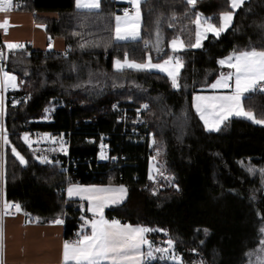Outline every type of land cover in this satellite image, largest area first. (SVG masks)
I'll return each instance as SVG.
<instances>
[{
  "label": "trees",
  "instance_id": "1",
  "mask_svg": "<svg viewBox=\"0 0 264 264\" xmlns=\"http://www.w3.org/2000/svg\"><path fill=\"white\" fill-rule=\"evenodd\" d=\"M25 2L24 8L14 11L32 13L35 22L45 26L49 44L63 39L71 51L67 56L52 51L32 50L29 55L9 51L6 56L3 68L23 82L19 91L7 94L5 103L4 123L11 143L3 146L0 191L3 188L6 200L19 203L30 223L48 224L56 218L63 219L64 238L72 242L81 231L82 217L92 215L85 202L67 200L61 189L69 183L123 185L128 191L127 201L106 210V219L167 229L170 236L177 238L176 249L187 264L200 260L204 264H257V240L264 239L258 235L264 227V178L259 172L264 168V126L233 118L225 121L219 131L208 132L194 110L193 98L209 91L208 85L221 72L228 71L218 64L219 59L249 45L264 46V0H248L235 12L233 25L226 32L219 37L208 34L201 48L180 53L185 67L181 70L179 91L160 73L129 70L116 79L120 74L115 73L113 61L123 58L124 53L130 59H141L143 41L154 38L149 34L154 31L152 21L156 14L175 11L180 17L177 28L186 29L182 36L189 43L190 37L194 42L195 32L190 18L199 12L218 23L219 14L231 10L230 0H197L194 9L185 0H148L141 5L142 39L131 42L114 41L104 30L114 26V15L121 14L125 6L102 0L99 17L90 19L89 27L84 29L95 34L87 36L89 40L103 36L101 46L84 51L77 46L78 38L71 35L82 30L78 27L80 10L75 7V0ZM163 32L167 51L168 40L176 30L165 26ZM0 47L6 50L1 38ZM153 57L155 61L154 51ZM73 62L86 64L107 76H100L102 83L96 88H71L76 82V74L69 71ZM114 81L123 86L113 87ZM13 101L20 103L13 105ZM116 102L132 107L150 105L142 120L155 134V148L161 149L157 161L165 176L174 177L172 184L160 177L155 183L149 180L154 155L148 142L137 143L122 135L112 112ZM245 107L258 118L264 116V94L252 95ZM25 132L72 134L71 155L77 165L71 168L69 183L59 165H46L35 159L24 143ZM101 135L109 136L112 155L126 157L124 167L96 166ZM88 139L92 141L87 143ZM13 146L28 160L27 165H21L12 154ZM249 164L256 167L255 174L246 171ZM148 238L157 243L165 239L155 232ZM249 251L256 255L247 257Z\"/></svg>",
  "mask_w": 264,
  "mask_h": 264
},
{
  "label": "snow or ice",
  "instance_id": "2",
  "mask_svg": "<svg viewBox=\"0 0 264 264\" xmlns=\"http://www.w3.org/2000/svg\"><path fill=\"white\" fill-rule=\"evenodd\" d=\"M131 6L123 9L122 15H114V26L110 29H104L114 38V41H136L142 39L141 28L143 23L142 4H146L148 0H127ZM246 0H230L231 10L223 11L219 14L218 23H213L211 17H205L202 13L196 12L194 19L190 18V22L195 25L194 42H185L182 32L184 28H177V21L180 17L175 11L168 14L160 12L156 14L152 21L153 39L143 41L141 59H130L127 53L123 58L116 57L113 61V68L116 74H120L116 79H120L123 74L129 70L135 72L151 73L154 70L166 74L171 81V87L177 91L182 88L181 70L185 67L181 52L188 48H201L202 41L207 38L208 33H213L219 37L221 33L228 30L233 25L235 10L240 9ZM186 5L195 8L197 0H185ZM14 7V0H0V13H8ZM75 7L80 10L77 20L80 21L78 27L81 31H74L71 35L78 38V47L81 51L89 47L101 46L103 36L99 39L89 40L86 37L95 35L86 32L84 29L89 27L88 21L93 17H99L102 10V0H75ZM152 9L149 10L151 16ZM187 17V12L184 13ZM176 30V34L172 36L167 43V51L165 50L164 27ZM10 27V19L0 22V29L7 33ZM38 27H45L38 25ZM264 27V25H262ZM5 47L9 50H20L25 45L19 42L5 41ZM49 48L52 47L50 43ZM71 51V46L65 52L67 56ZM153 51L156 54L155 62ZM5 56L3 50H0V60ZM220 66H227L232 71L227 74L221 72L215 82L208 85L212 89H231L227 94L218 95H195L194 107L199 118L204 122V126L209 130L219 131L220 125L230 117H243L257 124L264 125V116L257 117L255 112L245 107V101L250 100L252 95L257 93L264 94V46L256 47L249 45L243 50H233L227 57L218 60ZM69 71L76 74V82L71 84V88L89 89L96 88L102 81L100 76H107L106 73H97L90 67L71 63ZM17 75L6 71L0 67V141L3 145H9L11 142L8 136V130L4 123L6 116V105L3 92L8 88L15 89L19 87L17 84ZM113 87H122L117 85L115 81ZM141 88L139 84L135 85ZM102 90V89H101ZM131 99V96H129ZM20 101H13V105ZM118 105L114 104L113 108ZM150 105L148 103L141 104L136 109L138 122L141 112H149ZM49 109H45L48 112ZM152 136V145H156L155 134ZM24 143L33 151V155L37 161L46 165H57L59 160L51 159L48 152H63L67 155V142L63 138L44 134L43 137L33 141L28 132L23 134ZM47 142L49 147L47 150L36 154L33 144ZM105 145H101V159L109 157L104 153ZM12 154L18 159L21 165H27L28 160L22 155L15 146L11 148ZM156 155L151 157L153 163L150 165L149 180L157 182V177L166 179L169 182L174 181V177L165 176L162 166L157 161V157L161 154L159 147L155 148ZM0 161H3V154L0 153ZM243 163V162H242ZM249 174H255L257 169L254 165L249 164L246 167ZM261 177L264 178V168L259 169ZM3 178V172L0 171V179ZM178 188V185H176ZM155 191V189L153 190ZM69 199L79 197L89 202L88 211L92 213V218L82 217L81 231L78 233L76 240L63 243V264H156V262H171V264H187L181 253L176 250L177 238L169 235L165 228H153L141 224L133 225L131 223H121L119 220H108L105 218L104 209L108 204H115L124 199L127 189L120 185L118 187H99L96 185H82L78 183H69L66 189ZM254 198V197H253ZM20 213L22 207L17 202H9L4 200L2 203V211H0V241L3 239L4 226L2 219L4 216ZM54 224H63V219L56 218L52 221ZM205 234L207 230L205 229ZM163 233L166 239L159 243L150 240L148 234ZM259 236H264V227L258 230ZM203 241H201V244ZM257 244L260 248L257 250L260 255H256L253 251H249L246 256L252 257L256 255L257 264H264V239H258ZM195 252V249H192ZM0 264H5L3 244L0 242ZM193 264H204L203 260L193 261ZM251 264V261H249Z\"/></svg>",
  "mask_w": 264,
  "mask_h": 264
},
{
  "label": "crops",
  "instance_id": "3",
  "mask_svg": "<svg viewBox=\"0 0 264 264\" xmlns=\"http://www.w3.org/2000/svg\"><path fill=\"white\" fill-rule=\"evenodd\" d=\"M116 3L120 5H124L125 6L124 8L130 6L127 0L116 1ZM122 14L123 13H121V15ZM5 19H10V27L8 28L7 33H5L2 29H0V38L4 45H5L4 43L5 41L19 42L23 45L29 44L32 47V49L35 51H47L46 47L47 44H49V42L45 28L43 27L44 30H40V28L37 26L40 24H37L35 22L34 15L32 13H28V12L15 13L9 11L8 13L1 14L0 22L4 21ZM16 22L19 23L15 25ZM141 34H142V28H141ZM131 41L132 40L117 41V42H131ZM51 44H52V52L58 54H65V52L67 51V47L63 39H55L52 41ZM221 67L228 69V71L225 74L232 71V69H229L227 66H221ZM230 91L231 89L210 88L209 91L198 93L196 95L227 94ZM194 103L195 101L193 98V107H194ZM233 118L247 120L246 118L235 117V116L230 117L229 119H233ZM201 122L204 126V122L202 120ZM224 122L220 125V128L223 126ZM260 126H264V125H260ZM204 128L208 132H217L216 130L209 131L205 126ZM0 153L2 152L0 151ZM0 166L2 167L3 170V161H0ZM108 187H118V186L110 185ZM65 196L67 200H78L85 202V200H82L79 197H74L69 199L67 197V194H65ZM127 198H128V191L122 201L115 204H111V203L108 204L104 209V215L106 210H108L109 208L124 204L127 201ZM5 199L6 198H5L4 190L2 188L0 191V211H2V203ZM90 214L92 215L91 212ZM2 223L4 226V233H3V239L0 242H2L3 244L5 264H63V243L65 241L64 224H54L52 222L48 224L30 223L27 220L25 214L22 213V211L18 213L16 217L4 216L2 219Z\"/></svg>",
  "mask_w": 264,
  "mask_h": 264
},
{
  "label": "built area",
  "instance_id": "4",
  "mask_svg": "<svg viewBox=\"0 0 264 264\" xmlns=\"http://www.w3.org/2000/svg\"><path fill=\"white\" fill-rule=\"evenodd\" d=\"M26 6V2L25 0H14V7L12 9H10V11H14L15 9H21L24 8ZM129 8L131 10V6L126 7ZM121 13H123V10L121 11ZM2 13H0L1 16ZM0 50H3L5 53V56L2 60H0V67L4 66L5 60H6V56L9 53V51L4 50L3 48L0 47ZM32 47L29 44H25V47L23 49L20 50H14L17 52H24L26 54H31L32 53ZM18 84V83H17ZM21 84H23V82H21ZM20 84L19 87L12 89V88H8L6 91L3 92L4 98H5V103L7 100V94L8 93H12L15 91H19L20 90ZM24 98H26V96H23ZM116 105H118L117 108H113L112 107V112L116 115V122L117 124L120 126L121 128V133L123 136H127L129 138H133L137 143H145L148 142V146H149V150L153 153V155L156 154L155 152V145H152V136L150 134H153L154 132L149 130L144 121L142 120L143 114L146 112H141L139 120L142 122H138V118L136 115V109L139 106H127V105H122L119 102L115 103ZM5 120V117H4ZM31 138H41L44 136V134L46 133H29ZM47 134H51L52 136H56V137H60L61 134H63V138L65 139V141L67 142V155H65V153L63 152H51V154L49 155V157L51 159L54 160H59L60 163L57 164L59 165L63 171L65 172L66 176H67V183H69L70 181V177H71V168H76L77 165V159L74 158L71 155V149H72V134L68 133V132H59V133H47ZM99 140V153L96 159V166L98 167L99 165H105L107 166V168H122L125 166V162H126V157L125 156H119V155H112V147H111V143H110V138L109 136H105V135H101ZM92 140L88 139L87 143H90ZM105 145L106 148L103 149L104 153L109 157L108 159H101L100 158V154H101V145ZM44 145L49 148V147H55L54 145H49L47 142H44ZM3 143L1 141V152L3 154ZM92 168V167H91ZM92 172V171H91ZM66 188H62L61 189V194H66ZM18 215V213H15V211L13 210V215H10L12 217H16Z\"/></svg>",
  "mask_w": 264,
  "mask_h": 264
},
{
  "label": "rangeland",
  "instance_id": "5",
  "mask_svg": "<svg viewBox=\"0 0 264 264\" xmlns=\"http://www.w3.org/2000/svg\"><path fill=\"white\" fill-rule=\"evenodd\" d=\"M111 1H125V0H111ZM248 0H246V2H247ZM238 10V9H237ZM237 10H235V12L237 11ZM10 12H15V13H19L18 11H10ZM121 15V14H120ZM17 23H19V22H16L15 23V25H17ZM11 25H13V24H11ZM18 25H20V24H18ZM24 25V24H23ZM38 26V25H37ZM40 28V30H44V28H41V27H39ZM227 31V30H226ZM225 31V32H226ZM224 33V32H223ZM208 34H211V33H208ZM222 34V33H221ZM212 35H214L213 33H212ZM215 36V35H214ZM216 37V36H215ZM204 41V40H203ZM203 41H202V43H203ZM47 42V41H46ZM48 45L49 44H47V47H46V50L47 51H52V47L51 48H49L48 47ZM7 51H9L8 49H6ZM12 51H14V50H12ZM155 62V61H154ZM154 73H160V72H157V71H153ZM160 74H163V75H166V74H164V73H160ZM17 83H18V85L20 84V86L22 85L21 83H20V81L17 79ZM21 88V87H20ZM33 141H36L37 139L36 138H31ZM33 148H35L37 151H40V150H44V148H46L45 147V145H44V143H40V144H33ZM47 149V148H46ZM153 163V161L151 162V164ZM157 179H158V177H157ZM168 181V180H167ZM169 182V181H168ZM170 184H172V182H169ZM87 186V185H86ZM96 186H99V187H108V186H110V185H96ZM117 186H120V185H117ZM85 203L87 204V210H88V208H89V202L87 201V200H85ZM89 212V211H88ZM90 213V212H89ZM161 235H163V237L166 239L167 237H165L164 236V234L163 233H160ZM177 250V252H179L180 253V251L178 250V249H176Z\"/></svg>",
  "mask_w": 264,
  "mask_h": 264
}]
</instances>
